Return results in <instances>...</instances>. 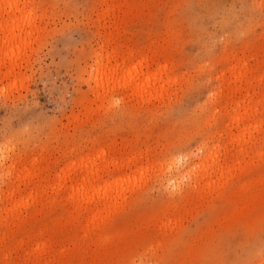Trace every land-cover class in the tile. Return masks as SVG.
Returning <instances> with one entry per match:
<instances>
[{"label":"rangeland","instance_id":"374dc122","mask_svg":"<svg viewBox=\"0 0 264 264\" xmlns=\"http://www.w3.org/2000/svg\"><path fill=\"white\" fill-rule=\"evenodd\" d=\"M11 1L0 264H264V0ZM21 14L37 33L11 53ZM100 54L146 93L116 77L98 100ZM91 169L122 182L93 226L71 198Z\"/></svg>","mask_w":264,"mask_h":264},{"label":"bare ground","instance_id":"6f19581e","mask_svg":"<svg viewBox=\"0 0 264 264\" xmlns=\"http://www.w3.org/2000/svg\"><path fill=\"white\" fill-rule=\"evenodd\" d=\"M13 2L14 0L10 2V5H12ZM31 18V14H21L16 24L8 30V39L15 43V47L12 48L11 53H15L16 49L20 50V46L24 43V40L33 36L34 33H37V30L32 29L33 20ZM9 20L12 21V17H9ZM6 25H8V23H6ZM14 55L15 54H12L11 58H13ZM96 58L97 60L94 62L95 64L91 67L88 81L89 83L91 82L94 84L93 86H91L92 91L94 93H97V99L101 100V102H103L102 100L104 99L108 101L107 95L110 93L109 86L116 77H118L119 84L116 85L113 89H117L124 84H128V86L132 88L133 91L141 94V96L146 93V88H148L149 85L152 84L149 80L141 81L139 79V72L137 70V67L135 66H129L125 71H122L120 73L118 64L111 67L105 64L103 54L97 55ZM10 61V64L13 65V60L11 59ZM76 117L78 118V116ZM76 122H78V119ZM89 163L87 162V164H84L83 162L81 163V165L84 164V167L88 166ZM95 175L96 170L91 169L88 175L83 176V180L85 181V183H83L81 186L77 185L75 188H73L71 194L72 199H79V203L86 205V208H88V206L90 205H95L96 208L100 206L99 210H92V215L88 223L89 226H93L96 223V217L101 212V208L106 207L108 202H110L109 200H113L114 198H116L115 196H112L113 193L114 195L120 193V187H122V182H116L115 188L112 190H108V186H106L105 184L101 183L100 185H98L93 182V180L95 179Z\"/></svg>","mask_w":264,"mask_h":264}]
</instances>
